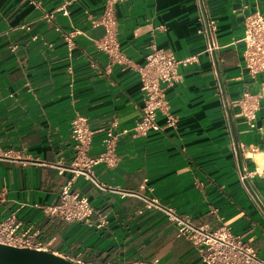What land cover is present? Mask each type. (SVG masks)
Listing matches in <instances>:
<instances>
[{
	"label": "crops",
	"instance_id": "0c3cea01",
	"mask_svg": "<svg viewBox=\"0 0 264 264\" xmlns=\"http://www.w3.org/2000/svg\"><path fill=\"white\" fill-rule=\"evenodd\" d=\"M110 1L0 0V220L14 213L39 228L42 244L84 264H201L169 218L146 207L152 202L188 215L196 226L218 228L221 220L264 259V74L250 75L241 55L243 19L255 12L264 17V0H203L217 25L233 129L246 148L241 166L254 174L248 185L257 200L238 178L205 39L198 33L197 0H116L124 64L110 63L94 46L105 34L99 21ZM69 34L71 52L63 40ZM152 40L178 60L198 59L180 66L182 81L166 90L175 122L163 132L122 138L115 150L118 166L94 168L103 189L73 180L72 190L107 216L106 226L45 217L42 209L57 204L62 186L73 178L60 173L74 157L73 119L82 116L98 131L113 122L129 128L140 118L138 69ZM245 94L258 97L248 120L240 106ZM101 150L95 133L89 155Z\"/></svg>",
	"mask_w": 264,
	"mask_h": 264
},
{
	"label": "built area",
	"instance_id": "2783aa9c",
	"mask_svg": "<svg viewBox=\"0 0 264 264\" xmlns=\"http://www.w3.org/2000/svg\"><path fill=\"white\" fill-rule=\"evenodd\" d=\"M115 1L112 0L106 4L99 21V24L105 29V34L94 41V46L108 58L110 63L124 64L126 57L121 51L118 41L117 19L112 6ZM197 5L201 16V28L198 33L202 34L205 39L204 55L211 66L216 82L221 111L238 170V178L244 189L257 200L248 185V180L254 174L247 173L241 166V158L246 157V148L237 140L233 129L230 104L225 94L218 58L220 47L216 38L217 25L208 16L203 0H197ZM62 14L66 16L67 11L62 10ZM243 24L241 55L245 69L250 75L264 74V17L260 12L251 13L244 17ZM163 29V26L156 27L158 31ZM74 33L78 34V32ZM63 40L68 51L71 52L74 46L73 35H66ZM197 62V56L178 60L172 52L159 48L152 40L147 47L145 63L138 69L142 93V105L138 109L140 118L129 128L120 127L116 122H113L98 131L92 130L88 120L82 116H76L73 119L70 123V140L74 149V157L68 168L60 170L61 174L64 171L72 173L73 178L62 186L58 203L42 209L41 212L45 217L69 223H82L96 228L106 226L107 216L96 210L89 198L72 190L73 180L82 178L83 181L103 189L95 178L94 168L98 165L112 168L118 166L119 159L115 150L122 138H141L150 133L163 132L164 128L172 126L175 120L170 113L166 90L182 81V75L178 72L180 66H189ZM240 106L242 116L246 120L252 119L258 106V97L245 94ZM95 133L101 135L102 150L96 155L90 156L89 150ZM1 157L2 154H0ZM22 166L26 167L27 163H23ZM146 207L156 208L169 218L175 227L177 236L188 240L199 253L201 264H264V259L259 258L258 253L247 245L240 235L233 233L228 226L223 225L221 220H218L220 223L218 228L196 226L186 214L173 213L152 202H146ZM94 217H97L96 223H94ZM39 237L40 230L36 225L25 224L14 213L0 220V244L46 251L75 264H84L80 258L70 259L62 256L59 252L54 251L49 244H42Z\"/></svg>",
	"mask_w": 264,
	"mask_h": 264
},
{
	"label": "water",
	"instance_id": "95a60500",
	"mask_svg": "<svg viewBox=\"0 0 264 264\" xmlns=\"http://www.w3.org/2000/svg\"><path fill=\"white\" fill-rule=\"evenodd\" d=\"M0 264H75L53 253L0 244Z\"/></svg>",
	"mask_w": 264,
	"mask_h": 264
}]
</instances>
